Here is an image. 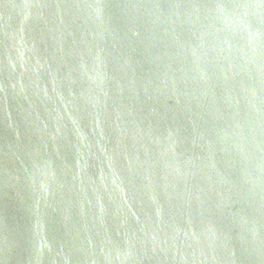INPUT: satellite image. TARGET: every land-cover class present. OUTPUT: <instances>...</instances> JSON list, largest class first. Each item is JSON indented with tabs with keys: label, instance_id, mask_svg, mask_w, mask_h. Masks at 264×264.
<instances>
[{
	"label": "water",
	"instance_id": "obj_1",
	"mask_svg": "<svg viewBox=\"0 0 264 264\" xmlns=\"http://www.w3.org/2000/svg\"><path fill=\"white\" fill-rule=\"evenodd\" d=\"M0 264H264V0H0Z\"/></svg>",
	"mask_w": 264,
	"mask_h": 264
}]
</instances>
